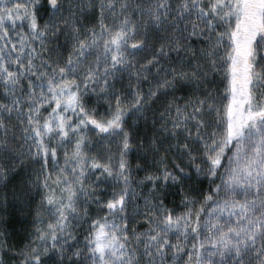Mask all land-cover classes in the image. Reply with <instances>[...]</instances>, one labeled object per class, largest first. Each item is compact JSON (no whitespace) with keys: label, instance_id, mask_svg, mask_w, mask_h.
Returning <instances> with one entry per match:
<instances>
[{"label":"snow or ice","instance_id":"6c2138e0","mask_svg":"<svg viewBox=\"0 0 264 264\" xmlns=\"http://www.w3.org/2000/svg\"><path fill=\"white\" fill-rule=\"evenodd\" d=\"M0 264H264V0H0Z\"/></svg>","mask_w":264,"mask_h":264}]
</instances>
